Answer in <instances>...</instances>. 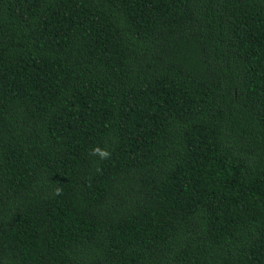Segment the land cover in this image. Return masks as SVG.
Masks as SVG:
<instances>
[{
	"label": "trees",
	"instance_id": "16d2710c",
	"mask_svg": "<svg viewBox=\"0 0 264 264\" xmlns=\"http://www.w3.org/2000/svg\"><path fill=\"white\" fill-rule=\"evenodd\" d=\"M0 264H264V0H0Z\"/></svg>",
	"mask_w": 264,
	"mask_h": 264
},
{
	"label": "clouds",
	"instance_id": "9594fccd",
	"mask_svg": "<svg viewBox=\"0 0 264 264\" xmlns=\"http://www.w3.org/2000/svg\"><path fill=\"white\" fill-rule=\"evenodd\" d=\"M99 155L101 159H109L110 153L107 150H101L99 148H96L92 151V155ZM57 194H59V190H57Z\"/></svg>",
	"mask_w": 264,
	"mask_h": 264
}]
</instances>
